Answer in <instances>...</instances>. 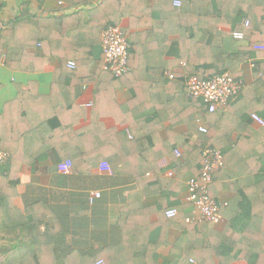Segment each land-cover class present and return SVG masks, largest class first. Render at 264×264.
Instances as JSON below:
<instances>
[{
  "label": "crops",
  "instance_id": "1",
  "mask_svg": "<svg viewBox=\"0 0 264 264\" xmlns=\"http://www.w3.org/2000/svg\"><path fill=\"white\" fill-rule=\"evenodd\" d=\"M25 1L5 0L6 6L0 11V19L9 20L19 14ZM29 1L33 11L42 16H71L79 10L77 5H71L70 0ZM61 1L63 4L58 5ZM173 1L114 0L104 7L105 10L102 8L93 14H90L88 6L81 9L79 27L84 26V29L90 25L96 30L95 37L92 32L91 39L81 43V46L89 47L95 57V61L84 70L89 76H95L94 82L81 86L75 99V105L85 115L77 118L73 131L83 129V132L68 138H65L66 133L63 139H57L47 121L24 129L9 176L4 173V177L0 178V185L9 180L7 184L15 186V207L22 211L33 202H41L55 221L52 248L57 264H76L81 259L73 253L93 258L118 244L121 240L117 224L119 209L137 190V183L130 173L141 176L140 172L156 167L164 170L160 180L175 181V173L167 169V158H159L160 150L155 146L165 150L164 147L172 141L181 143V138L189 129L199 132V127L209 128L204 118L191 123L186 119L176 120V108L183 104L185 98L186 76L195 72L193 66L176 60L180 34L190 28L187 38L197 36L205 42L209 31L201 27L207 25H216L218 32L222 33L217 38L222 54L228 60V73L241 82L239 94L224 108L225 115L219 123L221 134L218 138L221 142L218 147L227 150L229 141L235 151L228 158V167L216 176L209 187L212 199L226 203L221 208V223L212 225V228L221 236L225 227L233 224V236L238 239L236 244L244 243L243 249L249 254L253 250L261 252L263 258L259 264H264V129L249 120L251 113L264 118V84H254L255 73L264 71V52L253 47L252 51L242 52L246 57L239 59L240 50L247 47L248 40L244 37L242 40L234 39L231 27L221 25L216 15V12L232 9L231 0H179L180 8L173 7ZM120 4L125 6L124 9ZM110 13L129 43L130 66L128 64V72L119 84L100 73L95 75L101 66L102 26L108 22L106 19ZM236 14L242 24L244 21L249 23L245 8H239ZM262 26L264 30V19ZM252 39L257 41L258 36ZM256 45L264 46V43ZM39 48L37 44L33 51ZM57 68L58 61L54 57L32 72L11 71L1 61L0 115L5 105L15 99L18 89L26 91L32 88L39 99H46L51 94ZM97 86L101 101L92 115ZM66 117L76 119L75 114ZM91 122H96L94 129L88 130ZM82 151L95 155L89 161L86 158L82 160L79 157ZM176 151L181 153L182 148L178 147L175 154ZM66 161L71 162V168L65 174L60 173L57 166ZM102 163L109 166L110 173L100 170ZM114 168H118L117 174L113 173ZM167 172H171L172 176L168 177ZM192 176L186 172L178 182L175 181L174 186L165 185L162 181V185L155 184L149 189L145 184L147 195L140 203L144 226L155 224L158 212L176 208L179 215L190 207L186 201L185 183ZM147 177L151 180L155 178L152 172H148ZM95 192L100 193V197L89 203L91 194ZM246 206L250 207L246 225L244 221H234L238 220ZM40 231H44L43 226ZM166 233L167 240L155 253L157 264L172 262L177 254L172 245L179 231L169 229ZM158 235L159 228L151 230L148 235L150 243L157 242ZM216 252L222 257L218 259L214 254L210 260L212 264H248L245 260L230 259L235 251L221 248ZM187 256L188 264L200 261L194 252H189ZM102 258L96 259V263L104 262Z\"/></svg>",
  "mask_w": 264,
  "mask_h": 264
},
{
  "label": "trees",
  "instance_id": "2",
  "mask_svg": "<svg viewBox=\"0 0 264 264\" xmlns=\"http://www.w3.org/2000/svg\"><path fill=\"white\" fill-rule=\"evenodd\" d=\"M70 1L71 5L79 7V10L71 16L67 14L38 15L33 11L32 2L27 0L23 3L19 14L12 19L3 20V28L0 29V62L2 61L7 69L32 72L42 68L50 57L56 58L58 68L54 74L51 94L46 99H39L32 88H28L26 91L18 89L15 99L3 108V112L0 115V152L8 153L9 158L6 163L0 164V178L4 177V173L9 176L11 164L18 154L20 135L24 129L34 127L42 121H47L57 139H63L66 133L67 137L65 138H68L83 132V129L79 132L73 131V126L78 121L77 118L85 115L83 110L75 105V99L81 86L88 82H94L95 76H89L84 73V70H87V67L95 61V57L91 53L90 48L81 46V43L89 41L92 32L95 37L96 33L94 31L96 30L90 25L84 29V26L79 27V16H81V9L85 6L90 7V14H93L99 9L103 8L105 10L104 7L114 0ZM214 1L219 2V0ZM231 1L230 8L232 9L225 12H216V15L221 20V25L231 27L233 32L241 33L244 39L248 40L247 47H243L240 50L239 59L242 60L246 57L242 52L252 51L257 43H264L262 26L264 1ZM5 6V0H0V11ZM120 6L123 9L125 7L123 4H120ZM239 8H245L248 14L249 25L247 27H243L241 19L236 14ZM179 12L183 13L180 9ZM111 13L108 14L106 19L108 22L104 23L102 31L107 26L116 25L117 20L113 18L114 16H111ZM201 28L209 31L205 42H201L197 36L187 38L186 35L190 28H186L185 33L180 34L181 38L178 41L179 53L176 60L184 65L193 66L195 68L194 74L200 80L210 79L214 75L226 71L228 73V60L225 54H222V46L218 44L217 38L222 33L218 32L216 25H207ZM255 35L258 36L257 41L252 39ZM37 44L40 45V48L33 51ZM128 54V64L130 66V52ZM69 61L75 64V69L67 68V62ZM103 61L102 55L99 61L101 66L95 72V75L100 73L111 81H115L118 84L121 83L123 76L115 78L112 73L104 71ZM229 75L232 77L230 73ZM254 84L256 86L264 84V71L255 73ZM184 94L183 104L176 108V120L180 122L182 119H186L188 123H191L204 118L209 128L204 134L189 129L187 134H184L181 138L182 140L179 139L181 143L180 141H172L171 144L164 147L165 150H161L156 146L155 148L160 150L159 158H167V169L175 173L174 180L177 182L186 172L198 177L203 165V151L206 149L218 150L223 158V166L213 175L214 180L226 166L228 167V158L235 151L231 147L233 143H229V141H227V150L224 148L220 150L218 147L221 142V139L218 138V135L221 134L219 123L225 115L224 108L233 99L225 107L218 108L211 113L208 112L207 106L201 100L189 96L186 86H184ZM100 98V89L97 86L93 99L92 115L95 114L98 108V104L101 101ZM69 114H75L76 119L70 120L66 117ZM95 123L91 122L88 130H93ZM178 147L182 148L179 156L175 154V150ZM92 155H95V153L82 151L79 157L81 159L86 158L89 161L93 159ZM71 159L73 160L74 157L71 156ZM116 169L118 170V168L113 169L114 174L118 173ZM163 171V169L153 167L140 172L141 176L130 173L137 183V190L129 197L127 203L119 209L117 224L120 230V242L106 248L104 253L93 258L73 253V255L81 259L76 264H95L96 259L102 257L105 264H157L154 260L155 253L167 240L166 232L169 229H175L180 234L172 245V248L177 252L174 261L165 264H188L189 258L187 255L189 252H194L198 256L200 261L197 264H212L210 260L214 254L218 259L222 257L216 252V249L221 248L235 251V254L230 258L232 260L239 259L245 260L248 264H259L263 254L255 250L249 254L247 250L243 249L244 243L236 244L238 239H234L233 224L226 226L220 236L212 228V225L197 220L198 213H192L190 204L189 208L183 210L181 214H177L172 219L165 217L164 210L158 212V221L155 224H147V227L144 226L140 213V203L147 195L145 193L147 191L146 188L151 189V186H155V184H158V186L159 184L162 185V181L165 185L171 184L174 186L176 184L175 181L160 180V174ZM148 172H152L153 177H155L154 180H151V177H147ZM154 181L157 182L154 183ZM7 183H9V180L5 184L0 185V264H57L52 248V242H54L55 237V221L47 213L45 206L41 202H33L24 207L22 211L15 207L13 204V198L16 195L15 186ZM145 184L148 185L146 188ZM249 215L250 207H243L238 220L234 221H244L246 225ZM187 219L191 221L187 222ZM42 226L44 227L43 232L40 231ZM156 227L159 228L157 242L150 243L148 240L149 232ZM48 243H51L49 247H47Z\"/></svg>",
  "mask_w": 264,
  "mask_h": 264
},
{
  "label": "built area",
  "instance_id": "3",
  "mask_svg": "<svg viewBox=\"0 0 264 264\" xmlns=\"http://www.w3.org/2000/svg\"><path fill=\"white\" fill-rule=\"evenodd\" d=\"M264 1V0H259ZM63 2H58L62 5ZM173 7L180 8L181 1L174 0ZM3 20L0 19V29L3 28ZM244 27L249 23L244 21ZM234 39L242 40L243 35L239 32H233ZM101 52L104 58L103 70L113 74L115 78H120L128 72V51L129 43L123 36L122 30L118 25L107 26L100 38ZM254 49L264 52V46L255 45ZM67 67L71 70L75 69L73 62H68ZM185 85L188 89L189 96L194 99L201 100L208 109V112H215L218 108L225 107L226 104L234 99L241 90V82L235 80L227 72L214 75L207 80H200L195 74L186 76ZM90 106V105H89ZM251 123L258 128H264V119L257 113H251L249 116ZM206 127H199V132L206 133ZM264 144V141H263ZM180 152L176 151L179 156ZM9 154L0 152V164L7 162ZM203 165L200 169L199 176H192L187 179L186 187V201L191 205L192 213H198V221L210 225H218L222 221L221 208L226 203H221L212 199L209 195V186L212 183L213 175L217 173L223 166V158L218 150L206 149L202 154ZM71 168V162L66 161L57 166L60 173H67ZM100 170L110 173V168L106 163H102ZM168 177L172 176L171 172L166 173ZM100 193H92L89 198V203L98 199ZM167 219H172L177 216L178 210L176 208H169L164 212ZM190 222V219L186 220ZM96 264H105L103 261H98Z\"/></svg>",
  "mask_w": 264,
  "mask_h": 264
}]
</instances>
